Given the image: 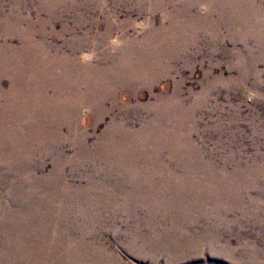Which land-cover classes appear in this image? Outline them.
I'll use <instances>...</instances> for the list:
<instances>
[{"label": "rangeland", "instance_id": "obj_1", "mask_svg": "<svg viewBox=\"0 0 264 264\" xmlns=\"http://www.w3.org/2000/svg\"><path fill=\"white\" fill-rule=\"evenodd\" d=\"M109 1L115 0H0V46L5 41L18 45L30 27L35 41L51 42L68 52L74 34L49 31H58L63 22L74 24L81 6L94 4L98 11ZM209 1L213 0L203 4ZM233 1L219 0L211 11L202 4L209 23L190 35L184 51L169 59L167 75L150 93L144 88L132 99L127 91L117 93L119 102L127 104L122 111L95 118L94 126L84 119L79 163L69 141L63 145L23 141L21 133L8 134L5 124L0 125V259H10L17 252L26 257V264H264V0ZM73 6L78 13L67 18L43 13L36 17L41 11L66 16ZM159 17V10L132 14L131 23L112 36L125 32L133 39L143 31L146 36ZM143 19L144 28H136L135 22ZM5 21L18 31L4 34ZM115 47L108 42L87 52L96 56L106 48L112 56ZM81 52L87 53L76 51L79 62ZM150 57L144 55V67H163V62L149 64ZM46 73L32 83L30 97L74 94L49 85ZM8 81L0 76V97H5ZM84 88L82 80L78 91ZM175 91L183 109L177 114L170 111L164 123L158 121L156 111L141 107L153 102L155 94L175 97ZM111 120L127 121L134 128L144 121V147L132 145L133 139L125 143L122 130H106ZM131 188H144V200ZM142 210L144 221L139 219ZM182 210L199 211L190 228L192 235L201 237L199 243L166 242L173 228L164 216ZM75 244L79 250H70ZM72 251L75 258L64 263L62 259Z\"/></svg>", "mask_w": 264, "mask_h": 264}, {"label": "bare ground", "instance_id": "obj_2", "mask_svg": "<svg viewBox=\"0 0 264 264\" xmlns=\"http://www.w3.org/2000/svg\"><path fill=\"white\" fill-rule=\"evenodd\" d=\"M213 1H209L206 5H204L203 0H149L148 4H146V0H115L109 1L103 9H100L98 11L96 10V6L94 4L83 5L81 6L80 15L74 20V24L70 22H63L60 25L61 29H59L58 31H49V33H53L55 35L63 34L65 32H70L74 34V38L68 42V52H65L60 47L54 45L51 42L35 41L34 30L30 27H27L23 31L24 38L19 40L18 45H11L5 41V43L0 46V76H6L9 78V87L7 90H4L5 92H3L5 94V97H0V125L5 124L8 129L5 131L8 134L10 131H14V133H21L23 141L32 140L37 142V144L49 143L52 145H63L66 141H69L73 149V158L77 161V163H79L78 159L80 157L81 149L84 146L85 140L83 132L81 131L84 119L88 122L89 125L94 126V121H97V119L95 118H99V120H102V117H104V115L112 116L113 111H122L123 106L127 105L121 104L118 100V96L122 92L127 91L129 93L128 97L130 99H132L134 95H137L138 92L144 88V90L150 93L152 91V87L158 83L159 78L163 75H167V62L169 61V59L176 57L179 53H181L185 45L191 39L190 35L193 32L205 28L204 26L206 25V23H209L210 16L202 14L201 6L203 4V6L208 7V11H211L213 6L215 5V2L219 0H215L214 2ZM227 1L230 2L231 0ZM241 1L243 0H240V3ZM223 3L225 4V2ZM241 4L239 5L241 6ZM228 5L226 6L229 7ZM76 8L77 6H73L72 8H70L68 11V15L66 16L58 15L50 11H41L36 14V17L40 19V15L41 13H43L48 17L54 19L67 18L70 14L78 13L76 11ZM148 9L151 11V13H155V10H159V12H161V17H159V19H161L158 21V23L150 25V29L147 31L146 36L144 35V31L141 36L138 35L133 39H129L126 36L125 32L120 34L119 36H112L117 28L123 29L131 23L130 19L132 17V14L141 15L142 13H144V10ZM221 13L223 14V12ZM119 14L124 16V19H116ZM110 15L113 16L115 19L112 20ZM213 17L215 18L214 15ZM151 18L152 20H156L157 16L155 17V14H153ZM96 21H99V25L97 28L95 27ZM10 22L11 21H5L3 24V33L6 35L13 34L18 31V28L15 25L12 27L10 25ZM42 23L45 22L42 21ZM134 26L136 28L143 29L144 19L141 22H135ZM50 27L52 29H56L51 25ZM41 35H46V32H42ZM108 42L112 46H117L115 47V53L112 56L107 55L108 52L106 48L101 51V54H98L96 56L94 55V53L87 52V50L90 51L91 49H94L98 46L100 47L103 44L105 45V43ZM34 43H37L38 47ZM76 51L87 52H81V60L83 61V63H81L82 61L79 62L78 57L76 55ZM156 52H159L158 56L156 55ZM146 53H149L151 56L149 59V64L152 63L153 66L156 64V62H163V67L153 66L152 68L148 69L144 67V55ZM93 56H95V58ZM91 57H93L94 60H90ZM34 70L39 71L35 73ZM45 72H47L46 74L48 75V79L46 80L49 85L56 84L60 86L63 91L74 92V94L72 93L73 95H70L68 97H30L29 88L31 87L33 82L38 81L41 77H43L42 75ZM85 74H87L86 77ZM52 75H54V77H52ZM82 80L85 81V88L83 91H78V85ZM177 91H175V97H167L164 93L155 94L153 102L147 105L142 104L141 107L144 108V110L156 111V113L159 115L158 121L161 120V122L164 123V118L169 115L170 111H174V113L177 114L181 111V109H183V107L181 108L180 106L181 100L178 98L179 93ZM50 94L52 95V91ZM123 99H126V97H124ZM106 104L109 105L107 106ZM82 106H84L85 108L81 110ZM170 108L172 110H170ZM87 109H89V112H87V114L84 113V115H82L84 111H87ZM177 120L178 119H176L175 121ZM156 125L157 124L152 125L151 129L155 128ZM176 127L178 128V126ZM113 129L122 130L124 132V139L126 138L124 140L125 143H131L129 141H132L133 139L136 141V144L131 143L132 145L137 147H144V121L139 125V127L134 128L130 126L127 121L122 122L111 120L106 126V130L110 131ZM6 142L8 141L6 140ZM148 143L150 142L147 141L146 144L148 145ZM113 145L114 144H112V146ZM142 157H140L141 160ZM15 160L18 161L17 159ZM141 189L143 190L131 188V192L136 190L135 192H137L144 200V188ZM1 192L2 190H0V200L2 197ZM129 207L133 208L134 205L130 204ZM140 212L142 213V215L139 219L144 221V210ZM164 217L166 218V220H168V222L173 228V234L168 237L166 242H170L174 246H178L180 244H194L199 243L201 241V237L199 235H192L190 233L192 222L196 221L199 217L198 210H182L178 213L166 215ZM179 226L180 228H178ZM19 228L20 227H18V229ZM165 233L168 236L170 232L165 231ZM161 238V240L163 241L166 240L163 236H161ZM12 240H14V238ZM20 241L21 240L19 239L17 240L18 243ZM185 247L187 248V245ZM71 249H74L76 251L79 250L77 244L72 246L70 250ZM38 254H40V252ZM75 256L76 252L72 251L66 258L62 259V261L64 263H67L71 258H75ZM26 261L27 259L23 254L12 252V258H1L0 264H26Z\"/></svg>", "mask_w": 264, "mask_h": 264}]
</instances>
